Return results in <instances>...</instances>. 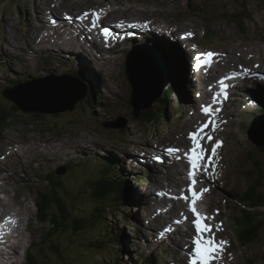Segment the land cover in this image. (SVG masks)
Here are the masks:
<instances>
[{"label":"rangeland","instance_id":"rangeland-1","mask_svg":"<svg viewBox=\"0 0 264 264\" xmlns=\"http://www.w3.org/2000/svg\"><path fill=\"white\" fill-rule=\"evenodd\" d=\"M22 1L23 4H21V1L17 0H0V116L3 114L2 117H0V201L3 206H6V203L14 205L13 200L15 201V198H17L16 202L25 207H21V211L23 212L21 220L14 221L10 219L7 221L6 219L10 218L9 215H11L8 214L5 219L0 217V223L17 222L20 227L24 225L27 226V232L25 233H19L18 231L15 232L16 226H12L10 230L6 232L7 240L13 245H17L16 249L20 248L21 252L24 250L29 238L32 239L34 243L37 242L32 246L34 247L32 250H28L31 257V259L28 260V263L27 259L24 260V256L22 257V255H18L16 258L18 261H21L20 264H31L32 262V264H117L118 261L114 262L117 255H120L118 260L121 259L122 264H171L176 258H179V262L183 261L184 258L182 259V254L180 253L183 248H180L179 244L177 250V255L179 257H176V254L171 253V245L169 242L165 244L161 243L157 237L154 238L155 241L150 239V235H152V233L154 234V231L157 229L156 226L150 222H146L144 225L141 224L145 220L155 221L158 217L161 219L163 218L161 216L162 214H170L171 220H174L176 217V214H172L170 211L162 209H158L157 214L152 215L149 213L148 207L142 206L141 204V197L145 196V193L142 192L144 188H146L145 191L148 192L149 188L153 187L150 191L154 192L157 196L163 194L160 190L162 187L157 186L155 180L152 181L154 179L152 176L156 174L157 169L163 172L167 167L159 165L157 168H154L156 165L152 166V164L144 161L137 164L138 167L135 168L128 164V162L126 163L125 158H127L128 155H133V150L138 151L139 147L146 145L148 142H152L153 147L156 143H164L168 148L170 146L175 148L178 145L182 146L185 144L188 141L187 134L181 132V134L178 135L176 129L179 130L181 124L185 120L186 126H189L191 119L189 116L190 114H188V108H192V103L196 101V97L193 96V93L196 92L198 88H193L192 92H189L186 71L185 77L180 79L181 82L179 81V83L183 82V85L180 88L177 87L178 96L175 95V98L172 99L177 105H181L182 102L187 103L185 104L187 105V108H184V106L181 105V115L180 113H177L178 110H175L174 112V110L169 107L165 108V104L161 106L158 105L159 102L156 101L155 105L152 104L150 107L154 110L165 109L168 117L161 114L165 117L164 120H162L161 117L158 120L151 122L150 125L143 122L140 123L138 121L139 117L133 118L131 114V109L128 104L129 87L125 82V79L118 76L115 70L116 65L125 70H128L130 66L135 68V62L130 60V65L126 68L127 62L116 59L114 61L115 63H111L113 66L112 70V67H106V61L102 62L101 59L99 61L97 58L94 59L97 52H91L93 57H90L89 54L85 53V49L83 50L84 53H82L80 49H77L80 50L77 54L79 58V61H76L77 69L82 67V70L85 71L87 80L91 83L90 85L94 88L95 93L100 95V97L103 96V100L104 98L106 99L105 104L98 103L99 107L95 109L89 120H86L85 113L87 111H84V102L80 100L83 96L82 93L78 94V104L75 102L72 108H67L65 110H62L65 106L57 104L59 111L42 113L44 119H34L33 116L31 117L27 115L37 112L40 116L41 114L38 111L24 112L22 110L18 111L17 114H12L13 117L11 118V111L9 110L11 103L18 108L19 106L15 101L18 98V94L15 92H8L9 89L15 87L10 85L8 79L15 80V78H17L15 82L21 88L20 90L30 93V90H27V87L24 85L27 81H24L18 72H22L24 69H29L25 70L22 75L23 77H28L31 82H34L36 76L40 77L49 75L50 70H63L60 69L61 64L58 65L59 61L53 60L55 58H60L61 56L60 52L57 50L58 48H54L52 54L42 52L38 55L40 58L48 59L44 66L45 68H38L34 73L30 72V69H33L36 65L38 58L33 52H36L39 48H45V46H53L49 41H45V46H39L38 43H41L43 38L41 36V31L38 32L35 30L38 28V24H51L48 14L50 11H48L47 8L52 6L53 0ZM114 2L118 3L120 10L104 4V8L113 12V20L115 18L131 17L130 15L144 16V19H146L145 24H153L152 22H155V24L159 25L156 23L158 21L161 25H165L169 28V30L175 35V29L179 30V28L185 27L184 30H181L182 32L186 30L184 38L185 42L183 43L191 48L190 55L185 57V63L189 65L191 70L200 72L201 78H203L201 86H205V75L201 72L202 69H196V67H193L195 64H192V62L197 59L199 55L205 53H212V56L217 59V63L213 65L214 77L208 76L209 81H212V83L216 77L226 75L229 71L231 72L233 70L239 72L240 70L245 69V65H247V70H250L248 69L250 66H258L261 64L264 71V0H114ZM56 3L60 10H71L74 8H83L84 5H97L99 0H56ZM128 8H131L132 10L128 11ZM20 10L22 11V17L21 15L18 16ZM84 13L87 12L84 11ZM103 13H105L104 9ZM34 15L38 16L39 22H36L33 18ZM151 18L154 20L151 21ZM20 19L25 21L28 27L27 29L21 30V27L18 24V20ZM169 24L176 25V27H168ZM82 25L88 27L87 30L91 34L89 35V39L91 41L95 40L93 42L97 43V35H94L89 19H87ZM45 26L46 25H42V29ZM135 28L138 30H129L133 32V35L141 34V32L146 33L143 31V28ZM151 28L153 27L150 26L145 29L150 31ZM188 30H192L194 33L192 34L191 31L188 32ZM166 32L169 34L168 31ZM187 32L188 34L191 33V35H187ZM138 37L139 36H137V38ZM170 37H173V35L170 34ZM175 37L176 36L173 38ZM77 38L79 39V37ZM163 38L164 41L169 40V37L163 36ZM33 39H35V41ZM66 41L68 42L67 39ZM141 42L142 40L136 43L131 42L129 46L135 47V45ZM59 44L60 43H56V46ZM258 46L260 47V52H258ZM80 47L82 49V46ZM63 48L76 50L71 46L66 47L63 45ZM176 48L178 49V46L175 47L172 44H168L165 52L170 56H177ZM151 49L152 50L149 51L150 55L153 51L159 52V49L161 48L151 46ZM118 50L126 51L127 47L118 48ZM245 50L248 52L246 57L242 56ZM181 51H184L183 45ZM5 56L6 58L8 57V60L5 59ZM133 56L136 58L137 54L134 53ZM195 56L197 57L195 58ZM86 59L88 64H86ZM7 66L9 68H7ZM250 68L253 69L252 67ZM95 70H98V72ZM209 73L212 74L210 71ZM262 73L264 74V72ZM82 79L84 80L83 77ZM175 80H179L177 75H175ZM71 87L72 84L70 85V92H72ZM235 92L236 94L241 93L239 91ZM260 92L263 91H258L257 93ZM4 93L9 94L5 97ZM72 93L74 94V92ZM187 93H190L193 98L192 100H187L185 98V94ZM257 99L264 100V95L257 96ZM32 100L34 99L32 98ZM229 102L230 99L223 101L224 109L226 110L224 113L226 122H228L229 110L231 114L234 113L233 104L230 105ZM239 107L240 105L238 108ZM171 113L177 114L172 115ZM58 114H61V116L58 117ZM244 114L245 118H249L243 125L245 128L244 131L240 130V127H237L236 121H232L224 128L223 137L225 138V142L223 146L216 149L215 156L209 155L203 160V164L204 162L209 161L215 162L216 169H211L206 172L208 168L205 167V172H200V170L197 172V177L202 182L201 187L207 189L205 193L206 195H209L207 200H202V202H204L205 205H208L207 203H209V210L213 214V219H210L211 222H215L218 229H220L222 225L227 226L226 233L228 235L224 240L227 243L226 251L223 255V264H264V229L261 228L260 233L256 236L257 242L246 244V246H240L241 243L237 240V236L235 240V234L232 229L234 221H230L228 218L235 217L244 212L242 205H244L245 199L238 196V192L241 191V194L244 193L250 182H254L258 178L257 175L259 173H264V169L261 170L259 165L255 163V160L259 159L262 164L263 155H260L258 152L259 157H256L249 153V148L251 147L250 142L252 145L258 144L251 140L253 137L252 133H246V129L249 125L257 127L256 123L253 124V122L260 116L263 117L264 109L260 114L253 116L247 108ZM7 116L10 117L7 118ZM118 116H120V119L117 124L121 126L120 128L108 127L105 125L107 120H114ZM198 119V113L192 117V121L195 123L199 121ZM56 120H58V122ZM64 123H68L67 128L70 131L68 134L64 133L65 130L62 129H60V132H57L58 130L46 132L47 129L54 128L55 125L57 126ZM93 129L99 130V132H91ZM121 130H125L128 135L123 142H117L115 138L118 134H121ZM263 140V137L260 138V143H263ZM79 145L84 146L82 149L89 150L87 156L90 157L91 155L94 159V168H100L101 170L104 169L105 157L109 158L114 154L120 159L119 161L122 162V172L116 165V171L118 173L117 180L121 181V173L127 178L128 176L131 179L132 177H136L135 183L137 184L131 183V194L127 193L128 196H125L126 192H124L120 183L116 181V192L120 195L119 200L121 198V200H123L125 197L126 201L129 202L127 205L131 207L128 211L130 217H123L125 223L119 215L120 212L118 211L119 213H116V220L119 225H117V227L123 229L124 232L128 234V238L124 239L123 243L122 240L119 239L118 244L121 245L119 251L116 242H113L116 230L111 231L114 233L111 235H103L100 233L99 238L103 239V241L105 240L104 249L100 251L87 250L80 253L79 247H86L87 241L89 239L95 240L94 238H96V234L93 233V231H85L79 234L67 233L63 236L61 240L62 243L58 245L61 256L54 254V256L49 257L47 256L48 246H51V244L48 243L49 240L46 230L48 224L37 223L35 221L36 218H31L30 216V214L34 212V208L32 207L29 209V207L35 201L36 190L34 189L33 180H28L26 177H29L28 174L31 173L29 168L32 163H42L39 156L43 152L47 153L43 157L45 162L42 164L49 170V163L56 162L57 159L59 160L56 164L59 165L63 163L66 158L71 156L69 151L75 153L81 151L79 150L81 149L79 148L81 147ZM148 145L151 147L150 144ZM161 154L164 155V159H166L165 151L163 149H161ZM254 157L255 159H252ZM129 158H131V156ZM171 159L172 157L169 156L167 161L170 162ZM70 160H75L73 154L72 159ZM73 164L75 165L74 171H70L65 180L66 192L68 193L67 198L64 200H67L68 203L70 201V208L73 211L76 210V212H78L77 209L82 207L85 202V200L82 199L84 195L83 190H79V187L82 184L83 176H87L89 172L86 171L85 174H82V172H79V170L76 169V162ZM148 167H151V170H149ZM211 167L212 166L209 168ZM66 172L67 170L65 168L63 169V166L58 167V173L60 176L65 175ZM35 173L41 176L38 169L35 170ZM174 173L176 172H173V174ZM212 173H216L215 177L212 176ZM46 174L47 172L41 176L36 184V189H38L37 194L39 191L46 188L47 181L44 178V175ZM173 174H166L164 176V181H162L165 185L167 180L173 181L169 184L171 189H167L171 196L175 195L173 189L178 190L179 186H181L177 181H180V178H183L181 177V173L178 175ZM208 178L209 185L207 183ZM260 178L263 177L260 176ZM4 186L8 189L7 193L2 191ZM16 191H19V193L17 194ZM69 196L72 197L68 199ZM245 196L249 197V191H247ZM25 198L27 199L25 202H27L28 207L27 205H23ZM146 201L149 203V200ZM80 202H82V204H80ZM180 205V209H182V203H180ZM13 207L18 208L19 206L15 204ZM213 207L220 209V212H214L212 210ZM118 209L119 206L117 205L116 212ZM258 209L260 211L263 210V208ZM72 210L69 211L72 213ZM136 210H138V213ZM151 210L153 212V209ZM238 210H241V213H239ZM260 211H255L253 213L258 215V219L264 214ZM179 215H181L183 219L187 217L186 222L191 225L192 216L190 215L192 214L190 212H183ZM239 219L242 221L241 216ZM254 219L256 220L255 222H259L257 217H254ZM263 220L264 217H262V221ZM131 222L138 223L136 225L138 226L137 231L133 237L131 234L132 225L129 224ZM187 223H183L182 226H189ZM112 226L114 225L112 224ZM178 226L181 228L180 225ZM106 228L109 230V225H106ZM160 228L165 227L160 226ZM182 229H185V227H182ZM43 235L44 237H42ZM178 238L180 239H178V241L182 244L185 242L184 240L187 241V239H183L180 236ZM4 240H6V238L0 234V241H2L3 244L6 242ZM122 245L126 252H129L126 255L122 252ZM191 247H193V245L190 242L185 248L188 251L189 248L192 249ZM36 248L40 249L34 251ZM8 249H11L9 244L0 245V250L10 258V253H6ZM26 249L24 250L25 252L27 251ZM162 252H164V258L160 257ZM9 258L8 260L10 261ZM13 259H15L14 256ZM10 263L14 264L11 261Z\"/></svg>","mask_w":264,"mask_h":264},{"label":"bare ground","instance_id":"bare-ground-1","mask_svg":"<svg viewBox=\"0 0 264 264\" xmlns=\"http://www.w3.org/2000/svg\"><path fill=\"white\" fill-rule=\"evenodd\" d=\"M95 1V0H94ZM95 3V2H94ZM97 3V2H96ZM48 14H49V17H50V20H51V24H53L54 22H55V19L57 18L55 15H52L50 12H48ZM84 16H85V18L87 17V19H90V14L87 12V13H84V11H83V13H82ZM39 15V14H38ZM38 17V16H37ZM131 17H121V18H115L114 19V21H116V22H118V23H120V27L118 28V29H120V30H134V31H137L138 29H136L135 27H138V28H143V31L144 32H147V34H148V36H149V40L153 43H151L150 45L151 46H156L157 48H161V49H159L160 51L159 52H157V51H153L152 52V56H154V59H153V57H148L149 55H147L146 54V60H147V64H148V66L151 68V69H154V70H156V71H161V72H163V73H165V74H169V72L170 71H175V70H182V73H183V75H185V72L187 71V77H188V83L190 84V83H192V84H195V86L197 87V88H201V82L203 81V78H201V74H200V72L199 71H197V72H195L194 70H191V68L189 67V65H187L186 63H185V61H186V58L185 57H187L188 55H190L189 53H190V51H191V48H190V46H188L187 44H184L183 42H185L184 41V38H185V35L183 36V37H181V35L179 34V31H181V30H184L185 29V27H181V28H179V30H176L175 29V33H176V35L174 34V33H172V31H170L169 30V28H167L165 25H161V23L160 22H156V23H158L159 25H157L158 26V28H160V31L159 32H157V30H155L154 28H151V30L150 31H148L147 29H145V28H148V27H150V26H153V24H145V25H141V24H138V25H130V24H128V21H129V19H130ZM39 19V18H38ZM41 19H43V18H41ZM82 27L83 28H85L86 30H87V28L88 27H86V26H83L82 25ZM156 33L157 32V34H155L154 32ZM166 31H168L169 32V34L166 32ZM186 31V30H185ZM129 32H132V31H129ZM141 32V31H140ZM133 33V32H132ZM141 34H143V32H141ZM170 34H172L173 35V37L174 36H176L175 38H173V37H170ZM157 35V36H156ZM163 36H165V37H169V40H167V41H164L163 39ZM156 38V39H155ZM182 39V41L180 40V39ZM139 39V37L136 39V40H138ZM159 40H162V42H160ZM171 40V41H170ZM93 41H95V40H93ZM92 41V42H93ZM118 42H119V40H118ZM94 43V42H93ZM131 42H129V44H130ZM163 44H165V45H163ZM168 44H172L173 46H178V49H177V56L176 55H173V56H170V55H168L166 52H165V50H166V47H167V45ZM182 45H183V47H184V51H181V49H182ZM259 47V46H258ZM258 52H260V47L258 48ZM52 54V53H51ZM134 58H135V56H133ZM197 56H195V58H196ZM204 58H206V60H207V62L205 63V66H206V74H204L205 75V77H204V81H205V87H206V82H209V84L211 85V87H213L214 86V91L216 92V94L218 93V88H219V86L221 85V80L223 79V81L224 82H227V83H229V82H231V80H232V78H230V75H232V74H234L235 72H237V71H229L226 75H223V76H220V77H216L215 79H214V82L212 83V81H209V79H208V76H210V77H214V75H213V65L215 64V63H217V59L214 57V56H211L210 58H207V57H205L204 56ZM5 59H7L8 60V57L6 58V56H5ZM51 59V58H50ZM49 59V60H50ZM248 63V62H247ZM130 65V62H127L126 63V68L128 67ZM259 66V71H261V72H264L263 71V66L260 64V65H258ZM7 68H9L8 66H7ZM130 68H132V66H130L128 69H130ZM198 69H204V67H200V68H198ZM243 70V69H242ZM10 71V70H9ZM82 71H84V70H82ZM81 71V72H82ZM209 71L212 73V74H210L209 73ZM241 71V70H240ZM249 71V74H252V69L250 68V70H248ZM134 73V72H133ZM66 75L67 76H69V78H70V80H71V83H72V92H74V94H82L83 93V96L80 98V100L81 101H85V98H86V96H87V94L90 92L89 90H88V87L86 86V84L87 83H90L88 80H87V76H86V74L84 73H82L81 75L79 74V76H81V77H79L78 75H76L75 77H72L70 74H67L66 73ZM246 76V75H245ZM255 76H258V75H255ZM82 77L84 78V80L87 82H85L83 79H82ZM235 77L237 78V79H240V78H244V75H235ZM247 77V76H246ZM256 78H259V79H264V74L262 73L261 75H259V77H255V79ZM23 81V80H22ZM216 82V83H215ZM91 84V83H90ZM26 87V86H25ZM32 88H33V86H32ZM29 90H31V89H29ZM66 91L68 90V91H70L71 89H70V85L65 89ZM198 91V90H197ZM261 91V90H260ZM81 92V93H80ZM258 92V91H257ZM256 92V96H260V95H262L263 94V92H260V93H257ZM243 93V95L246 97V99H247V94H251V93H255V88H254V86L252 85V84H250V85H248V88H247V90L245 91V92H242ZM70 93H68L67 94V97H70ZM184 95V94H183ZM253 96H255L254 94H253ZM221 97V95L219 96V98ZM31 98H33L34 99V97L32 96ZM228 99H230V96H224V100H228ZM248 99H253L252 97H248ZM223 100V101H224ZM76 104H78L79 103V99L77 98L76 99ZM72 106L71 107H73L74 106V104H72V103H70ZM193 104V103H192ZM250 104H252L250 107H248V109H249V111H250V113H252V115L253 116H256L257 114H260L261 113V111L264 109V100L263 99H256L255 101H254V103H250ZM63 106H65V105H63ZM151 106V105H150ZM161 106V105H160ZM98 108V107H97ZM222 110H225L224 109V105H223V102H222V105H221V107H220ZM66 109H67V107H66ZM70 109V108H69ZM252 110V111H251ZM77 112V111H76ZM262 119H264V115H263V117L262 116H260L258 119H256L254 122H253V124H255L256 123V125H257V127L256 126H252V125H249L248 126V128L246 129V133H252L253 134V136L255 135V134H257V137H256V143L259 145V146H263L264 144L263 143H260V141H259V139L260 138H264V132H261V133H258L257 132V129H260V127H261V124H262ZM196 132V131H195ZM248 135V134H247ZM248 137H249V135H248ZM260 137V138H259ZM255 139H253V141H254ZM156 145H158L157 143L154 145V148L153 149H146L145 150V152H144V154H143V157L141 158V159H139V160H137V164H139L140 162H148V163H150V164H152V166H153V164H155V163H157V162H162V161H164L165 159H164V155H162L161 154V149L160 148H158ZM254 145H256V144H254ZM169 148H173L172 146H170ZM105 158H108V157H105ZM207 158V157H206ZM167 161V160H166ZM103 162V161H102ZM168 162V161H167ZM205 163H208V164H205ZM175 163H172V165H174ZM159 165H161V164H158V165H156V166H154V168H157V166H159ZM102 166H104V165H102ZM162 166V165H161ZM178 165H176V167H177ZM200 166H203V167H200ZM200 166H198L196 169H197V171H195L196 169H194L193 171H194V173H195V177H196V181H195V183L193 184V182L191 181L190 183H189V180H187V179H185V177H183L182 179L180 178V181H177V182H179V185H181V186H179V189H184V188H186L187 189V194H188V196H187V200H184V198H181V199H179V200H176V198H174L173 196H171L170 195V192L167 190V189H171L170 187H169V184H171L173 181L171 180V181H168L167 180V182H166V185L162 182V181H156L155 180V182L157 183V186H159V187H162V189H160L161 191H162V195L161 196H157L154 192H151L150 190H152L153 189V187H150L149 188V191L148 192H146L144 195L145 196H142L141 197V201H142V206H147L148 207V209H149V213L150 214H152V215H155V214H157V210L158 209H162V210H165V211H167V210H175V209H177V210H175V211H177L176 213L178 214H180V213H183V212H190L192 215H193V212L190 210V207H189V204L191 203V200H192V195H191V192L189 191V187L191 186V187H193L198 193H199V190H201V189H204V188H202L201 187V180L197 177V172H198V170H200V172H205V167H207L208 169L206 170V172H208V171H210L211 169H216V163L215 162H211V161H209V162H204V164H203V162L200 164ZM210 166H212L211 168H209ZM94 167V166H93ZM150 169L149 170H151V167H149ZM202 168V169H201ZM95 169H93L92 171H90L89 172V174L88 175H90L93 171H94ZM173 172H176V173H174L173 174ZM178 172V173H177ZM189 172V171H188ZM51 174H53V173H51ZM171 174H173V175H178V174H180V172L178 171V169H176L175 167H170L169 168V173H167V175H171ZM215 175H216V173H212V176L213 177H215ZM120 176H121V174H120ZM119 176V177H120ZM3 179V178H2ZM47 183H49V182H47ZM207 183H208V185H209V178H208V180H207ZM251 183H253V182H250V184ZM165 188H166V190H165ZM179 189L178 190H174L173 189V193L174 194H180V192H179ZM2 191L3 192H5V193H7L8 192V189L4 186V188L2 189ZM16 193L18 194L19 193V191H16ZM202 194V193H201ZM203 194L204 195H206V193L205 192H203ZM126 196V195H125ZM14 197H15V195H14ZM17 198H15V201L13 200V204L15 205H18L19 207L18 208H16V207H13L14 205H12L11 203H6V206H3L2 205V203H1V201H0V217H2V219H5V217L8 215V214H11V215H9V217L10 218H8V219H6L7 221H9L10 219L11 220H21L22 219V215H23V212L21 211V207H24V206H21V205H19L16 201ZM122 199V198H121ZM119 200V201H116V204L119 206V209L117 210V212L116 213H119L121 210H125V211H129L130 210V206H128L127 205V203H129L128 201H126V198H124L123 200ZM156 199H158V200H156ZM25 200H27L26 198L24 199V204L23 205H27V202H25ZM146 200H149V203L146 201ZM130 201V200H129ZM180 203H182V205H183V207H182V209H180ZM184 203H186L188 206H186ZM207 204H209V203H207ZM247 205V202H244V205H242V207L244 208L245 206ZM13 208H12V207ZM195 207H196V209L198 210V212L201 214V221L202 220H207L208 221V223H209V225L211 226V227H214V226H216V224H215V222H211V220L210 219H213V214L210 212V210H209V208H208V206L207 205H205L204 204V202H202V200H199V197H198V199L196 200V203H195V205H194ZM11 207V208H10ZM27 207H28V205H27ZM161 207H163V208H161ZM25 208V207H24ZM11 209H13V210H11ZM151 209H153V212H152V210ZM119 211V212H118ZM137 211V213H138V210H136ZM238 212L239 213H241V210H238ZM71 213V212H70ZM131 213V212H130ZM72 214V213H71ZM119 215L121 216V218H122V221L125 223V220H124V218H123V216L119 213ZM163 218H161V219H156L155 221H149V220H145L144 222H142V223H146V222H150L151 224H153V225H155V226H163V227H165V229H164V231H163V233L160 235V238L163 240V241H167V242H169L170 243V245H171V248H170V250H171V253L172 254H176L177 255V250H178V243L174 240V238H173V233H171L170 231H173L175 234H177V236H179V235H182L183 236V238H185V239H187L188 240V238L190 237L189 235H191V232H190V227L189 226H185L186 227V230H183L182 228H179V226L178 225H176V224H174L173 223V221L171 220V215L170 214H162L161 215ZM185 216V215H184ZM196 219V218H195ZM150 220H152V219H150ZM32 223V222H31ZM0 225H1V223H0ZM154 230V229H153ZM15 232H17V228H15ZM143 234V233H142ZM201 234H203V235H207V233H205V232H203L202 231V233ZM146 235H147V233H146ZM19 236V235H18ZM4 241H6V240H4ZM144 241V240H143ZM147 241V240H146ZM155 241V240H154ZM246 242V241H245ZM7 244H9V246L11 247V249H8L7 251H6V253H10L11 251H16L17 249V245H13L11 242H9V240H7L4 244L2 243V241H0V245H7ZM149 245V244H148ZM154 245V244H153ZM193 245V244H192ZM192 249V251H193V253H194V245H193V247H191ZM145 249V248H144ZM180 250V249H179ZM187 250V249H186ZM120 253V252H119ZM120 256V255H119ZM178 256V255H177ZM179 257V256H178ZM8 256L4 253V252H2V250H0V264H11L10 263V261L8 260ZM143 258V257H142ZM174 258V257H173ZM179 261V260H178ZM180 261H181V259H180ZM181 264H185L186 262L184 261V259H183V261H181L180 262ZM166 264H170V263H166ZM172 264V263H171ZM186 264H188V263H186Z\"/></svg>","mask_w":264,"mask_h":264},{"label":"trees","instance_id":"trees-1","mask_svg":"<svg viewBox=\"0 0 264 264\" xmlns=\"http://www.w3.org/2000/svg\"><path fill=\"white\" fill-rule=\"evenodd\" d=\"M69 73L72 77H75V75L79 76V74H84L85 71L77 73L72 70ZM21 77H23V75ZM15 81L16 80L8 79V82H10L11 86L17 85ZM86 86L88 87V90L90 92L87 94L83 106H88V108L84 109V111H87L85 115L87 116L86 118H89L91 117L95 109L99 107L98 103L100 104L102 97L95 93V90L90 85V83H87ZM9 110L11 111V118L14 114H17V112L20 111V109L13 103H11ZM40 114L41 115L39 116L37 112H35L27 115L31 117L33 116L34 119L43 118L42 116L44 115H42V113ZM2 115L0 117H2ZM57 116L60 117L61 114H58ZM161 116H158L157 120L161 118ZM9 117L10 116H7V118ZM259 153L260 155H263L262 161L264 163V150H261ZM257 156L259 157V155ZM252 159H255V157ZM255 163L260 167L261 162L259 161V159H256ZM108 164L109 165H107V170L113 168V166L109 162ZM262 177L263 178L258 177L253 183L249 184L244 193L241 194V191H239L238 196L245 199V202L249 201L253 205H260L261 207H264V173H262ZM116 181L118 180L108 179L103 175L98 174V177L96 179H93L90 183V185L92 186L91 189H93V196L87 197L88 200H85L84 205L82 207L78 206L80 207L77 209L78 212L74 210L72 214L69 211L71 210L70 205L66 202V200L62 199V197L57 196L53 191L52 193L47 192L49 188L54 186L52 183H47L46 188L38 192V195L41 196L40 199H37L39 200L38 203L41 206V211L39 210V217L42 219V221L49 222L51 224L50 230L47 232L49 240L48 243L51 244V246H48L47 256L52 257L54 256V254L61 256L59 253L60 250L58 248V245L62 243L61 240L67 233L79 234L85 231H93V233L98 234L101 231V234H104L105 230H99L97 228V225L100 224V226H104L105 229L106 225L102 224L106 221H109L110 219L112 220L113 225L116 228V201H118L120 197V195L116 192ZM118 182L120 183L121 187L124 188L123 181L121 180ZM247 191H249V197L245 196ZM125 195L128 196L127 193H125ZM80 204H82V202H80ZM253 205H250V207H253ZM107 208L110 210H106ZM260 212L264 213V209ZM243 213H245L244 215L246 219L243 221V217H241L242 221L239 222L238 230V232L240 233L239 236L244 243L252 242L260 233V229H264V220L262 221V217H264V214L258 219V215L253 214L254 212L249 211L246 213V211L244 210ZM254 217H257V220L259 222H255L256 220L254 219ZM94 239L95 240L89 239L86 243V247L80 246V253L87 250H103L105 247L104 241L100 238ZM38 249L40 248H36L34 249V251H37ZM29 259H31L30 253H28L27 263L29 262Z\"/></svg>","mask_w":264,"mask_h":264},{"label":"water","instance_id":"water-1","mask_svg":"<svg viewBox=\"0 0 264 264\" xmlns=\"http://www.w3.org/2000/svg\"><path fill=\"white\" fill-rule=\"evenodd\" d=\"M130 82L133 88V93L143 94L144 90H146V87L148 88V86L145 87L135 83L131 78ZM71 84V80L66 74H53L37 79L34 82L28 81L27 83H25L24 85L27 87V90L31 89L30 93L21 91L19 85L13 87L14 89H9L8 92H15L16 94H18V98L15 101L18 104L19 109L24 112H54L59 111L57 108V104L65 105L62 110H65L66 107L72 108V105L68 104H74L76 99L78 98V94H73L72 92L65 90ZM9 93H4V96L7 97ZM68 93L71 94L70 97H67ZM32 96L34 97V100H32ZM134 97L135 95L133 94V99ZM256 137L257 135L255 134L254 141L257 140Z\"/></svg>","mask_w":264,"mask_h":264},{"label":"snow or ice","instance_id":"snow-or-ice-1","mask_svg":"<svg viewBox=\"0 0 264 264\" xmlns=\"http://www.w3.org/2000/svg\"><path fill=\"white\" fill-rule=\"evenodd\" d=\"M102 31H103V34L107 37L108 29L105 28ZM187 35H191V33H189ZM203 55L207 58H210L213 54L212 53H205ZM205 62H207V60H205ZM196 66L199 67L200 64L197 63ZM221 85L223 86V79L221 80ZM202 110L204 112L208 113L209 107L205 106ZM207 126H208L207 124L204 125V127H207ZM200 130H202V129L197 130V132L189 133L190 138L193 140V147L190 149V154L187 155V159H188V162L190 165L188 177H189V180L193 182V184L196 181L195 173L193 170L196 169L198 166H200V165H198V161L201 159L200 155L198 154L197 149L199 148L200 152L203 151L202 146L197 145L195 142L198 131H200ZM208 139L211 140L212 137L209 136ZM221 143H222L221 141H216L213 144V146L211 148L212 156H215L216 148ZM167 151L168 152H176V151H178V149L169 148ZM210 159H211V157H210ZM200 167H203V166H200ZM189 191L191 192V195H192V200H191V203L189 204V207H190V210L193 212V214L196 216V219L193 221V223H194V226H195L196 231H197V236L194 237V239H193V243L195 245L194 257L190 261V264H197V261L199 262V264H208L210 257H212L214 255V253L222 252L223 246L227 242L226 241H220L218 243H214L212 240L202 241L200 234L202 233V231H204L206 229L210 230L211 226L201 222V214L198 212V210L196 209V207L194 205H195L196 200L198 199L199 195L201 193L207 191V189H201V190H199V193H198L193 187L190 186ZM181 198H186V197H184L182 195Z\"/></svg>","mask_w":264,"mask_h":264}]
</instances>
